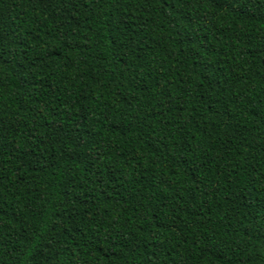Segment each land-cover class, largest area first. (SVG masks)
Instances as JSON below:
<instances>
[{
	"label": "trees",
	"instance_id": "trees-1",
	"mask_svg": "<svg viewBox=\"0 0 264 264\" xmlns=\"http://www.w3.org/2000/svg\"><path fill=\"white\" fill-rule=\"evenodd\" d=\"M0 264H264V0H0Z\"/></svg>",
	"mask_w": 264,
	"mask_h": 264
}]
</instances>
